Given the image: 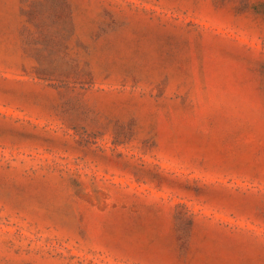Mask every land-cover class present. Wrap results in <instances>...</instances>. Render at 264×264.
Segmentation results:
<instances>
[{
    "label": "rangeland",
    "instance_id": "374dc122",
    "mask_svg": "<svg viewBox=\"0 0 264 264\" xmlns=\"http://www.w3.org/2000/svg\"><path fill=\"white\" fill-rule=\"evenodd\" d=\"M0 264H264V0H0Z\"/></svg>",
    "mask_w": 264,
    "mask_h": 264
}]
</instances>
